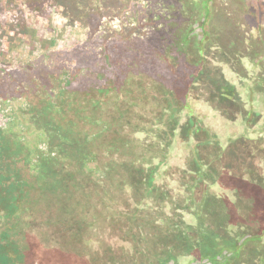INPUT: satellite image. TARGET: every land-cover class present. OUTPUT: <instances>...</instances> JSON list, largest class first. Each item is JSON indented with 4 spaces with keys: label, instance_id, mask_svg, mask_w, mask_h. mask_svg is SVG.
Returning a JSON list of instances; mask_svg holds the SVG:
<instances>
[{
    "label": "rangeland",
    "instance_id": "374dc122",
    "mask_svg": "<svg viewBox=\"0 0 264 264\" xmlns=\"http://www.w3.org/2000/svg\"><path fill=\"white\" fill-rule=\"evenodd\" d=\"M170 1L173 4L163 32L146 41H133L132 48L124 50L131 76L129 89L127 93L111 92L106 98L121 101V107L101 103L86 108L111 121L121 118L123 130L131 132V138L126 131L117 133L123 146L117 154V169L103 178L90 176L77 166L81 157L74 156L69 170L52 174L57 182L48 185L43 181L42 185L39 179L28 185L30 200L17 192V264H183L194 255L187 253L188 239L197 225V198L204 188L196 195L190 189L196 184L194 148L200 144L206 156L210 148L204 139L209 135L229 148L227 140L242 133L251 95L256 118L264 120V6H254L256 2L250 0H211L208 36L200 51L202 32L197 21L202 14L201 0ZM256 6L261 8L259 12ZM161 33L163 39H158ZM230 86L236 91L232 97L227 93ZM170 105L177 110L172 121L166 112ZM172 122L175 129L168 157L153 175L167 146L164 131L171 129ZM197 123L207 130L197 131ZM255 127L261 130L259 125ZM259 134L251 135L261 142L264 133ZM258 139L249 150L240 148L244 164L228 153L222 164L206 158L212 172H208L211 180L205 187L232 207V219L252 231L259 229L256 220L261 213L248 211L249 203L240 194L248 193L245 188L235 193L225 185L233 174L247 173L248 182L264 174ZM17 163L25 177L34 179L24 156H18ZM252 170L255 173L248 174ZM219 173L218 181L211 182ZM237 203H241L240 209ZM215 209L222 212L221 207ZM209 224L220 229L214 222ZM249 249L240 264L264 259L260 244Z\"/></svg>",
    "mask_w": 264,
    "mask_h": 264
},
{
    "label": "flooded vegetation",
    "instance_id": "af4514ba",
    "mask_svg": "<svg viewBox=\"0 0 264 264\" xmlns=\"http://www.w3.org/2000/svg\"><path fill=\"white\" fill-rule=\"evenodd\" d=\"M171 4L0 0V264H17V192L30 200L28 185L39 179L55 183L52 174L69 170L74 156L90 176L103 178L117 169L123 148L117 133L127 130L122 119L86 108L121 107L106 98L129 89L124 50L163 32ZM18 156L25 157L34 179L25 177Z\"/></svg>",
    "mask_w": 264,
    "mask_h": 264
},
{
    "label": "trees",
    "instance_id": "16d2710c",
    "mask_svg": "<svg viewBox=\"0 0 264 264\" xmlns=\"http://www.w3.org/2000/svg\"><path fill=\"white\" fill-rule=\"evenodd\" d=\"M255 1L256 3H253L255 6L257 3L262 4L264 6V0H250L249 2ZM211 0H201L200 4L202 7V14L201 17L198 19V26L200 27V30L202 32L201 34V41L199 42V49L200 51H203V45L202 42L205 40L208 36V30H207V24L210 20L211 16ZM256 11L259 12L261 8L259 6H256ZM263 14L261 18L264 20V7L262 10ZM202 63V62H200ZM200 63L198 64L197 69H201ZM228 96L232 97L236 93L235 87L230 86L227 90ZM225 99V98H224ZM231 99V98H230ZM248 103H251V107H249L246 110V117L243 121V130L242 133L238 135V138H229L227 141H229L231 144L229 145V148L225 149L223 145L220 143L219 139L216 136L209 135L208 138L204 139L205 146H208L209 152L208 157H212L213 162H217L222 164L226 156L232 157L233 159L239 161L240 164H244L245 159L243 153L240 151V148H245L248 150L250 149L249 146L253 142H256L255 137H253L251 134L255 133L256 131L260 134L264 133V120L256 118V109H255V97L254 95H251L248 100ZM188 104H185V107H188ZM166 112H169V119L172 121L173 119H176V112L177 110L173 105H170L167 107ZM189 112L191 115L192 110L189 109ZM263 116V115H262ZM167 124H169V122ZM261 121V123H260ZM173 123V122H172ZM198 124V123H197ZM259 125L260 129H257L255 126ZM169 128V127H168ZM174 123L171 126V129L169 128V131L166 130V149L165 151L162 150L161 152V158H163L156 166L153 167V175L156 174L160 168V165L163 164L169 153V145L172 142V139L174 137ZM197 131L204 132L207 130L204 127H201L200 123L197 127H195ZM259 134V135H260ZM261 139H258L259 148L264 156V140L260 142ZM237 146H234L236 145ZM240 146L238 147V145ZM198 145V143H197ZM194 148L193 151H195L196 156V177H195V186H192L190 189H194L195 195L197 190L201 187L202 190L200 191V196L197 198V206L195 211L196 216V222L197 225L194 226V234L188 239V255L194 254L193 256L189 257L187 259L186 263L183 264H240L243 262V257L245 254L250 250L249 246L260 244L261 251H264V174L259 175L257 174L255 179H252L251 181H247L245 174L242 172L240 175H232L229 183L225 186H229L232 189L236 190L235 193H238L241 189L245 188V190L248 192L247 194L244 193V191H240L241 197L246 202L248 201L247 209L249 212L253 211L252 213L254 215H258L255 210L260 212V220L257 219L256 221L259 222V229L252 231L253 229H249L250 226H248L245 223H237V221L231 216V209L232 207L228 206L229 204H225V200H221V198L215 196L214 194H210V189L205 187L206 181L211 180V178L208 177V172H212V167L210 164L207 163V155L203 156V153L200 151V144ZM248 146V147H247ZM229 149V151H228ZM229 155H228V154ZM249 153V152H248ZM159 158V157H158ZM225 170V168H223ZM257 171V170H256ZM255 171L252 170L248 174H254ZM108 174V173H107ZM107 176V175H106ZM218 177H220V173L211 182H217ZM151 180V179H150ZM152 181V180H151ZM236 181V184L232 186L231 184ZM125 182V181H124ZM153 186L157 189L159 188L162 190L161 185H156V183H152ZM240 188V189H239ZM238 191V192H237ZM243 192V195H242ZM249 194V195H248ZM229 202V201H228ZM242 203V202H241ZM241 203H237L236 208L240 209ZM240 204V205H239ZM216 207H221V213H217L215 211ZM231 208V209H230ZM242 208V207H241ZM251 210V211H250ZM217 214V215H216ZM222 216L221 218L219 217ZM135 217H138V215H135ZM209 222H214L218 228L220 226V229H216L212 227ZM191 239V240H190ZM257 248V247H255ZM171 250V249H170ZM258 250V249H256ZM172 251V250H171ZM169 251V252H171ZM161 254V253H160ZM184 254V253H183ZM175 257H172L173 259ZM257 260V258H256ZM251 264V263H248ZM253 264H264V259L260 262H255Z\"/></svg>",
    "mask_w": 264,
    "mask_h": 264
}]
</instances>
